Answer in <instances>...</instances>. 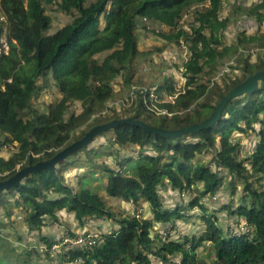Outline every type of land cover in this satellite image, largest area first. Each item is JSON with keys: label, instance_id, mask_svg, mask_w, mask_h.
<instances>
[{"label": "trees", "instance_id": "1", "mask_svg": "<svg viewBox=\"0 0 264 264\" xmlns=\"http://www.w3.org/2000/svg\"><path fill=\"white\" fill-rule=\"evenodd\" d=\"M223 1L0 0L10 44L9 53L0 58V179L51 158L92 127L115 118L132 116L148 122L142 117L145 113L155 121L148 123L169 129L206 119L235 85L264 69V51H249L251 46L264 49V31H260L264 0L238 7L257 30L237 31L231 43L224 40L231 19L221 14ZM47 6L70 15L71 21L51 32ZM185 13L192 15L190 31L182 27ZM145 21L162 25L156 35L168 43L166 47L187 48L182 90H175L172 78L148 89L133 82L136 59L152 55L153 62L165 51L156 46L140 49L137 28L145 29ZM226 56L235 57V66L242 73L226 74L222 83L212 81L210 75ZM123 74L122 93L117 97L114 80ZM49 75L60 99L42 112L33 100L45 87L42 79ZM162 92L174 98H150V93L161 96ZM116 98L122 99L109 105ZM124 104L129 106L120 115L117 110ZM74 105L81 109L79 113L72 110ZM104 108L111 109L113 115L95 120L75 134ZM112 130L109 143L119 149L103 165H97L103 176L83 175L74 180L68 172L69 158L79 151L92 157L95 139L59 163L55 171L39 170L20 186L0 193V211L8 209L7 216L12 214L11 206L24 211L22 221L35 241L19 252L0 243V264H208L197 251L204 242H210L218 264H264V189L255 186L252 179L256 177L260 184L264 175L263 83L256 92L232 99L219 121L200 133L174 139L147 134L141 127L127 124ZM249 130L255 132L257 142L249 155L240 158L242 144L232 134ZM133 145L139 146L137 157L125 152L126 146ZM209 151L214 152L213 159L200 161L199 157ZM132 160L140 161L134 170L129 165ZM236 177L243 180V190L239 203L233 205ZM224 181L232 188H227L230 196L217 201ZM167 184L179 197L195 192L189 206L201 210L205 224L201 233L187 234L184 239L158 234L185 218L182 198L165 206L160 189ZM99 190L120 197L128 205L126 214L119 216L112 211ZM206 196L211 197L209 205L203 200ZM141 199L145 202L143 214L137 216L138 209L130 204L138 206ZM89 220L97 226L113 221L115 226L104 227L99 239L89 246L53 249L57 234L75 237L91 232L86 230ZM53 222L64 225L63 229L54 235L44 232L43 226Z\"/></svg>", "mask_w": 264, "mask_h": 264}, {"label": "rangeland", "instance_id": "2", "mask_svg": "<svg viewBox=\"0 0 264 264\" xmlns=\"http://www.w3.org/2000/svg\"><path fill=\"white\" fill-rule=\"evenodd\" d=\"M257 0H224L223 6L221 10V14H223L226 17H229L231 19L229 26L227 30L225 31L224 40L226 43H231L235 39L236 32L238 31H244L246 29L247 32L252 33L257 30L256 24H253V21L247 18L245 15H242L240 12L237 11L238 7L242 5V7H248L250 4L255 2ZM47 11L52 17V28L51 32H54L59 27L63 26L64 24L71 21L72 17L70 15L64 14L58 10L55 9V7L47 6ZM186 15V13H185ZM192 19V15L188 14L187 16H183L181 20H184V22H188ZM147 24L146 28L138 27V45L140 49H153L156 47H163L165 49L164 53H159L157 55V58L155 56V60L153 62H150V59H152V55L148 56V58H138L135 60L134 65V78L133 82L137 83L138 86L144 87L145 89L150 88L151 85H161L164 84V82L167 80L168 82L172 78L174 80V87L175 90H182L186 81V78L183 76V60L186 59L188 56L187 48L182 46L179 48H168V43H165L164 41L159 38L156 33L157 31L162 30V25H159L158 23L145 21ZM104 23V21H103ZM147 30V31H146ZM260 31H264V25L261 26ZM244 51V50H243ZM250 52H258V51H264V49H258L256 47H252L249 50ZM246 56L247 51L244 53ZM253 60H255V57H253ZM143 64L144 67L141 68V64ZM236 62L234 56H226L220 63L219 68L214 71L210 76H212V81H219L220 83L223 82V78L227 75H240L242 73L241 70H238L236 68ZM208 69V68H207ZM50 75L47 77H44L42 79V83H45V87L41 90L38 97H36L33 102L37 110L46 112L49 109V106L51 104L56 103L60 99V93L58 90L55 89L51 79ZM123 83H124V74L116 77L114 80L115 88L118 90L117 97L121 95L122 89H123ZM161 96L156 95L154 97L155 100L162 101V100H172L174 96H167L165 93H161ZM122 98H116L112 103L109 105H112L113 103H119ZM145 102H147L145 100ZM129 106V104L121 105V107L118 108L117 112L122 115L124 110ZM72 110L75 113L80 112V108L77 105H74L72 107ZM113 115V111L111 109L104 108L103 111L93 115L89 122L85 124L84 126L78 128L75 132V134H80L83 130H85L90 123H93L95 120L104 119L107 117H110ZM145 113H142V117L145 118L150 123H155V121L152 118H149L147 116H144ZM255 127H258V124H255ZM233 137L235 139L239 140L242 144V151L240 152V158L246 157L249 155L256 142V135L253 130H249L246 133H241L238 131L233 132ZM114 136V131L111 129L106 132L105 136H99L96 138L94 142V152L92 154V157H89L84 150L79 151L77 154L71 156L69 158L70 165L68 167V172L72 176L73 179L77 180L78 177H81L85 175V177H91L92 175L95 176H103V171L100 170L97 165H103L105 161H108L110 157L114 156L116 153V149H119L118 145H110L109 139ZM4 138L1 137V140ZM139 146L133 145V146H126L125 152H129L134 156H138ZM214 152L209 151L204 154H202L199 157L200 161L203 162H209L213 159ZM140 163L139 160H132L129 164L131 166V169L134 170L137 165ZM225 173V171H224ZM75 175V176H74ZM254 181L255 186L260 187V189H264V175L260 180V184H258L256 180V177L252 178ZM107 179L106 177L102 178V182H105ZM236 189H235V195H234V201L233 205H237L239 203V197L242 194L243 190V180L236 177ZM98 181L94 182L95 185H98ZM227 188L231 191V186H228V183L226 181L223 182L222 186L220 187L219 194L220 196L216 197L217 201H221L223 199H226L229 197V192L227 191ZM100 194L103 195L108 200V203L111 206L112 211H114L117 215L121 216L126 214V211L128 209V205L122 201L120 197H110L108 196L104 190H99ZM160 194L162 196L163 202L165 203V206H172L176 199L182 198L184 201L185 208L183 210V213L185 215V218L177 220L175 225H169L166 229H164L161 236L164 238L166 235L170 234L173 238L177 239H184V236L193 233H201L205 227V224L203 220L201 219V210L198 206H189L190 201L193 197H195L194 191H187L185 194H181L179 197L178 192H174L171 189L170 184H167L166 187H163L160 189ZM215 198V199H216ZM219 198V199H218ZM214 199V197L212 198ZM215 199L213 201H215ZM12 200V198H10ZM206 203L211 202V197L206 196L203 199ZM144 200L141 199L140 205H131L133 209L136 211L138 209L139 215L142 216L143 211L141 210L144 205ZM218 207V205L216 206ZM9 211L12 212L10 216H7L8 209L1 210L0 211V243L6 244V248L9 250V248L12 247V249L16 251L24 250L25 247V231L27 229L25 228V224L23 223V213L24 211L12 207L9 208ZM10 213V212H9ZM66 213V211H65ZM106 221V220H105ZM109 223L112 225L114 222L109 221ZM114 225V224H113ZM91 232L93 234H99L100 232L96 230V227H90ZM29 245L35 243L34 239L29 236ZM60 248H58L56 251H58ZM200 257L206 261L208 264H218L214 258L211 244L210 242H204L202 245L199 246L197 249ZM17 252V253H18ZM20 256H17V259L20 260ZM16 260V261H18ZM176 260V259H174ZM155 259V263H156ZM157 264H160L157 262Z\"/></svg>", "mask_w": 264, "mask_h": 264}, {"label": "water", "instance_id": "3", "mask_svg": "<svg viewBox=\"0 0 264 264\" xmlns=\"http://www.w3.org/2000/svg\"><path fill=\"white\" fill-rule=\"evenodd\" d=\"M260 83L264 84V69L258 70L246 77L242 82L235 85L217 104L215 110L203 121L186 127L169 129L157 127L144 120L132 116L115 118L92 127L82 138L59 150L54 156L46 160H40L34 164L19 169L15 174L6 179H0V193L9 191L22 184L27 176L39 170L49 169L55 171L57 165L66 160L70 155L80 148L89 146L103 132L120 125H133L141 127L147 134L161 135L177 139L189 133H200L204 129L211 128L222 117L227 104L234 98L245 94H252L259 89Z\"/></svg>", "mask_w": 264, "mask_h": 264}, {"label": "built area", "instance_id": "4", "mask_svg": "<svg viewBox=\"0 0 264 264\" xmlns=\"http://www.w3.org/2000/svg\"><path fill=\"white\" fill-rule=\"evenodd\" d=\"M197 8L199 7H193V10H196ZM184 16H187V14ZM182 24H183L182 27L185 30L187 31L191 30L189 21L184 22V20H182ZM9 51H10V44H9V39H8L7 17L0 6V58L3 55L8 54ZM154 97H156V95L154 93H150V98H154ZM137 216H139V211L137 213ZM98 239H99V234H93L92 232L85 233V234H78L75 237L65 233L63 235L56 236L54 238L55 243L53 245V249L57 250L58 248L62 246H67L71 248L75 247L76 245L89 246L95 243ZM37 248L40 251L44 250V246H38Z\"/></svg>", "mask_w": 264, "mask_h": 264}, {"label": "crops", "instance_id": "5", "mask_svg": "<svg viewBox=\"0 0 264 264\" xmlns=\"http://www.w3.org/2000/svg\"><path fill=\"white\" fill-rule=\"evenodd\" d=\"M61 214L64 215V217L68 218V213L67 212L65 213V211H62ZM68 221L71 222V220H68ZM73 224H74V222L71 224V226H74ZM113 224L111 225L109 223V221L106 220V221H104V223H102L99 226H97V225L94 224V221L89 220V222L87 223V229L86 230L90 231L91 230L90 227H96V230L100 232V231L104 230V227H106V226L114 227L115 224L114 225ZM63 227H64V225L56 223V222H53V223H51V225L43 226V231L48 233V234H53V233L57 234V232L60 231L59 229H61V228L63 229ZM25 228L27 229V231H25V236H26L25 237V245H26V244H29V239H27V237L29 238L30 235H29V232H28L29 229L26 226H25ZM26 239L28 241H26Z\"/></svg>", "mask_w": 264, "mask_h": 264}]
</instances>
